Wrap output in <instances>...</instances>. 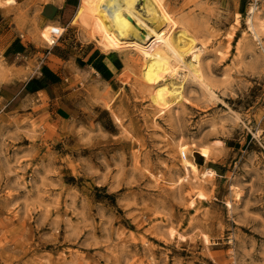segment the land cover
<instances>
[{"label":"rangeland","instance_id":"374dc122","mask_svg":"<svg viewBox=\"0 0 264 264\" xmlns=\"http://www.w3.org/2000/svg\"><path fill=\"white\" fill-rule=\"evenodd\" d=\"M48 1L0 10V63L27 83L10 104L0 96V264H264V33L247 23L264 0H163L206 43L223 100L207 105L189 81L166 113L142 93L134 52L110 51L123 67L100 81L86 50L101 39L78 9L54 45L64 59L48 58L36 19ZM183 146L217 175L194 180ZM199 191L208 199L192 204Z\"/></svg>","mask_w":264,"mask_h":264},{"label":"bare ground","instance_id":"6f19581e","mask_svg":"<svg viewBox=\"0 0 264 264\" xmlns=\"http://www.w3.org/2000/svg\"><path fill=\"white\" fill-rule=\"evenodd\" d=\"M14 2L15 0H0V6L5 7ZM164 2L163 0H81L76 18L82 29L101 39V44H98L101 45L104 53L129 51L138 56V61L142 62L139 87L142 93L148 94L149 97L154 96V99L162 103L158 108L162 113H166L177 99L184 97L183 91L189 81L196 83L202 90L207 105L223 103L220 93L218 94L219 86L216 81L204 74L202 68L206 43L199 46L197 42L200 40L197 41L186 25L180 22L181 19L178 21L172 15ZM262 12L256 4L251 8L247 19L252 36L260 43L264 33ZM170 25H172L171 29H169ZM64 31L65 28L52 24L45 26L40 31V36L43 42L54 46ZM132 62L134 65L139 63L137 60ZM7 80L3 63H0V85L7 83ZM153 103L155 104L154 100ZM233 117L237 121L241 120L237 113ZM200 153L205 159L211 158L209 148H202ZM181 155L184 157V166L189 169L194 180L217 175L213 169L201 174L198 164L187 156V146H183ZM196 195L201 199H208L204 191H199L193 196L192 204L195 203Z\"/></svg>","mask_w":264,"mask_h":264},{"label":"crops","instance_id":"0c3cea01","mask_svg":"<svg viewBox=\"0 0 264 264\" xmlns=\"http://www.w3.org/2000/svg\"><path fill=\"white\" fill-rule=\"evenodd\" d=\"M80 4L81 0H49L45 4H41L38 9V14L36 15L38 27L41 29L45 26L53 24L54 26L57 25V27L65 28L64 26L66 25H72L75 12L80 7ZM1 7L2 6H0V10ZM50 47L51 48H47L48 50H50L48 58L52 56L58 60L64 59L60 54L53 53V49L55 46ZM86 51L88 52V56L90 57V68L92 69V71H94V73H96L100 81L104 83H110L114 81V79L121 73L123 64L122 60H120L118 56L111 53H104V51L98 53L95 52L93 48H88ZM26 84L27 83L24 80L16 81L14 79L8 78L7 83L5 82L0 85V96L3 97L6 102H8V104H10L18 97L22 96ZM64 111L65 109L62 108H58L55 110L50 108L47 111V115L51 116L57 121H64Z\"/></svg>","mask_w":264,"mask_h":264}]
</instances>
